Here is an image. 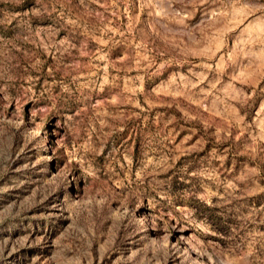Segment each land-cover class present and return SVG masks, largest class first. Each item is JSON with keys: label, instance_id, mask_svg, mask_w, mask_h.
<instances>
[{"label": "rangeland", "instance_id": "obj_1", "mask_svg": "<svg viewBox=\"0 0 264 264\" xmlns=\"http://www.w3.org/2000/svg\"><path fill=\"white\" fill-rule=\"evenodd\" d=\"M0 264H264V0H0Z\"/></svg>", "mask_w": 264, "mask_h": 264}]
</instances>
